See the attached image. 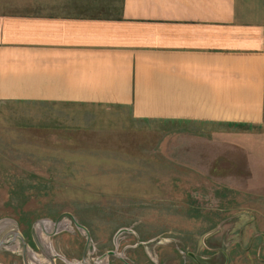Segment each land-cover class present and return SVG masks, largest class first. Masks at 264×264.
I'll list each match as a JSON object with an SVG mask.
<instances>
[{
    "label": "rangeland",
    "instance_id": "374dc122",
    "mask_svg": "<svg viewBox=\"0 0 264 264\" xmlns=\"http://www.w3.org/2000/svg\"><path fill=\"white\" fill-rule=\"evenodd\" d=\"M176 124L0 100V264H186L204 246L264 264V186L248 181L264 169L209 125Z\"/></svg>",
    "mask_w": 264,
    "mask_h": 264
},
{
    "label": "crops",
    "instance_id": "0c3cea01",
    "mask_svg": "<svg viewBox=\"0 0 264 264\" xmlns=\"http://www.w3.org/2000/svg\"><path fill=\"white\" fill-rule=\"evenodd\" d=\"M0 100L209 125L264 169V0H0ZM204 247L185 263L228 264L244 249Z\"/></svg>",
    "mask_w": 264,
    "mask_h": 264
}]
</instances>
